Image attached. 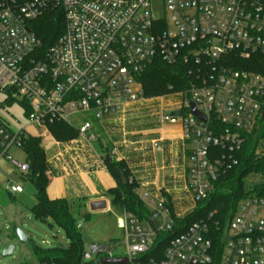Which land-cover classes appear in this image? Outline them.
Segmentation results:
<instances>
[{
    "label": "built area",
    "instance_id": "2783aa9c",
    "mask_svg": "<svg viewBox=\"0 0 264 264\" xmlns=\"http://www.w3.org/2000/svg\"><path fill=\"white\" fill-rule=\"evenodd\" d=\"M162 3L164 18L152 14L150 0H0V157L27 173L28 164L8 154L21 149L24 137L13 106L26 124L46 131L55 123H77L78 137L91 145L94 122L145 100L138 78L156 57L168 65L183 61L192 82L180 93V103L161 110L160 121L181 127L187 147L183 189L190 205L175 213L167 197L155 200L137 191L156 227L121 212L123 255H114L116 245L96 244L82 259L141 264L137 258L152 249L156 257L144 264H213V239L221 231L219 264H264V196L255 193L238 202L224 229L211 225L209 214L170 239L161 257L155 250V233L171 231L175 217L213 192L219 177L236 164L240 133L264 115V76L235 68L236 61L252 56L264 63V0ZM47 11L61 13L63 29L42 52L31 25ZM191 104L204 121L191 114ZM153 145L159 150L158 142ZM253 178L248 184L264 182L262 174ZM7 190L14 194L22 188L9 181Z\"/></svg>",
    "mask_w": 264,
    "mask_h": 264
},
{
    "label": "trees",
    "instance_id": "16d2710c",
    "mask_svg": "<svg viewBox=\"0 0 264 264\" xmlns=\"http://www.w3.org/2000/svg\"><path fill=\"white\" fill-rule=\"evenodd\" d=\"M32 31L41 42L42 52L51 46L63 29V18L58 11H47L32 23ZM236 69H245L264 76V63L259 56H252L249 60H238ZM190 67L183 61H177L172 65L164 63L156 57L140 74L138 80L141 83L144 97L161 92L184 91L192 82L189 73ZM194 71V69H193ZM52 137L58 142H67L77 138V129L66 124H52L48 126ZM242 143L238 151L234 152L233 158L236 164L222 174L214 184L213 192L207 198L197 203L186 214L173 219L172 229L169 232H156L154 245L157 254L161 257L167 242L185 231L190 225L206 220L212 214L209 223H217L220 230L224 229L227 220L232 216L238 202L250 194L264 196V182L248 184L247 180L257 174L264 175V115L250 131L240 133ZM21 150L28 164V171L24 176L34 185L33 195L35 203L30 209L32 217L40 221H49L57 225L65 234L68 244L66 247L53 249H41L27 240L28 248L38 264H94L98 258L85 262L82 259L83 247L81 233L76 224V218L69 203L65 199L50 200L45 193L47 177L45 175V157L40 146V139L26 136L20 138ZM102 147V144L100 143ZM258 149L261 152L258 153ZM219 152V151H218ZM109 157V151L106 150ZM104 165L116 181V186L105 192L109 198L110 206L121 212H126L136 218L141 224H150V211L144 206L137 196V185L129 182L127 169L121 161L111 162L104 160ZM120 169L127 180L122 185L117 172ZM89 221V214L82 216ZM213 229V228H212ZM221 232V231H220ZM220 232L214 237L215 251L213 264H219L221 242ZM119 242L118 240H110ZM158 248V249H156ZM159 250V251H157ZM156 257L152 249L137 258L144 264L149 258ZM26 264V263H22Z\"/></svg>",
    "mask_w": 264,
    "mask_h": 264
},
{
    "label": "crops",
    "instance_id": "0c3cea01",
    "mask_svg": "<svg viewBox=\"0 0 264 264\" xmlns=\"http://www.w3.org/2000/svg\"><path fill=\"white\" fill-rule=\"evenodd\" d=\"M117 115L118 120L120 114ZM16 120L23 125L24 137L31 136L40 139V146L45 157V175L48 180L45 187L47 198L50 200L65 199L72 211L74 212L75 210L79 217L89 214V218H91L93 214L116 210L110 206L109 198L105 195L106 191L116 186L115 179L104 165V158L107 156L106 150L109 151L110 158L123 162L136 179L135 181H138L139 189L137 191L142 194H149L155 200L158 199L159 190H164L168 191L167 199L173 204V195L169 191L172 192L174 190L171 189L169 182L165 178V173L168 169L171 168L170 170H173V173L171 172L173 181H176L181 176H183L185 181L186 166L184 165L182 170H180L181 168L177 169L175 165L176 160L180 159L178 149L186 147L182 141V132L179 124L173 125L177 127L172 129V135H164L162 132L158 133L156 131L153 133L142 131L138 136L127 137L125 134L114 135L113 130L119 128L121 124L119 121L111 120L106 122L102 119L92 125V132L96 136V141L89 145L78 136L71 141L58 142L52 137L49 130L46 131L35 126H33L36 129L33 135H27L25 130L30 125L26 124L22 119L16 118ZM15 125L17 126V124ZM72 127L76 128L77 126ZM118 131L121 132V130ZM148 134L152 136L149 137ZM155 142H158L159 150L154 148L153 144ZM19 150L23 153L21 149ZM183 151L185 158L186 149ZM153 153L160 154L162 164L160 170L163 176L161 185H159V170L155 167L154 160L156 159ZM22 163H27L26 159ZM11 183L20 186L22 191L21 193L11 194L7 190V185L4 189L0 187V192L6 195L7 200V203L4 202L0 206L7 210L11 222L14 223V219L18 220L20 215L19 208L15 203L23 199L24 189L18 183ZM34 193L35 187L32 193L31 207L35 203ZM0 199L2 200V198ZM95 202H104L105 209L90 211V204ZM116 211L119 212V216L116 217V227L118 228V218L121 216V211Z\"/></svg>",
    "mask_w": 264,
    "mask_h": 264
},
{
    "label": "rangeland",
    "instance_id": "374dc122",
    "mask_svg": "<svg viewBox=\"0 0 264 264\" xmlns=\"http://www.w3.org/2000/svg\"><path fill=\"white\" fill-rule=\"evenodd\" d=\"M152 14L156 18H164L165 13L163 10L162 0H150ZM182 91L174 92H161L158 94L146 96L145 100L131 106L124 113L119 115H108L104 117L106 122L111 120L119 121V128H115L113 131L114 135L125 134V136H138L142 131H149L150 133L162 132L164 135H172L173 128L177 126L169 125L166 123H161L160 112L161 110L169 109L172 105L175 106L176 103L181 102V97H179ZM3 98V94H0V99ZM11 113L16 118H20V112L17 106H13ZM76 126L78 125L75 123ZM123 126V127H122ZM35 127L32 125L28 126L25 130L27 135H33ZM118 130H121L118 131ZM137 132V133H135ZM151 137V134H148ZM153 138V137H152ZM187 147L179 148L180 159L176 160L175 165L177 169L183 166H187V160L184 158V151ZM261 149H258V153ZM8 154L19 162H24V154L16 148H12ZM155 162V167L159 170L158 179L161 185V178L163 179L161 168V159L159 153H153ZM150 161V159H148ZM117 162V161H116ZM123 163V162H122ZM123 166L126 168L125 164ZM150 166V165H149ZM150 168V167H149ZM127 169V168H126ZM171 169V168H170ZM168 169L165 173L166 181L169 182L171 189L174 191H169L173 195V206L175 208V213H181L186 211V208L190 205L189 196L184 192V180L183 176L173 181L171 172L173 170ZM129 177L137 185L139 189L138 181L133 177L131 172L127 169ZM179 172V171H178ZM173 173V172H172ZM250 178L249 182L253 181ZM20 184L23 189V199L16 201L15 205L19 208L20 215L18 220L14 219V223L11 222L10 216L7 214V210L0 206V264H38L36 259L32 256L29 251L28 243L20 244L18 240L11 234V227L15 225L19 230L24 232L29 239V242L41 249H53L56 247H66L68 244L67 238L64 232L57 226L51 224L49 226V221H40L32 217L30 213V207L32 203V193L34 192V186L32 183L22 174L18 173L7 160L0 157V187L4 189L8 181ZM168 198V191L159 190L158 198ZM0 205L4 202L7 203L6 195L0 192ZM4 200V201H3ZM76 224L81 233L82 247L83 250H88L93 245L96 244H112L116 245L114 255L122 256L124 252V231L116 227V217L119 216V212L113 210L111 212L93 214L89 221L85 218L79 217L74 210ZM186 214V212L184 213ZM112 238V239H111ZM118 240L119 242H111L110 240ZM10 245L14 246V251L11 256L2 258V252Z\"/></svg>",
    "mask_w": 264,
    "mask_h": 264
},
{
    "label": "water",
    "instance_id": "95a60500",
    "mask_svg": "<svg viewBox=\"0 0 264 264\" xmlns=\"http://www.w3.org/2000/svg\"><path fill=\"white\" fill-rule=\"evenodd\" d=\"M179 112H175V114H178ZM191 114L198 118L201 121H204V118L196 112V110L193 108V105L191 104ZM105 161L111 162L112 158L106 156ZM117 172L120 177V182L122 185H126L127 180L124 176V173L120 170L117 169ZM101 205V207H99ZM99 207V208H98ZM90 211H96L98 209H105V203L104 202H98V203H91L89 206ZM152 226L155 228L156 225L154 222H151ZM11 234L18 240L20 244H25L27 243L28 236L19 230L15 225L11 227ZM14 251V246L10 245L8 246L3 252H2V258L9 257L12 255ZM128 260L126 258H98L94 264H127Z\"/></svg>",
    "mask_w": 264,
    "mask_h": 264
}]
</instances>
